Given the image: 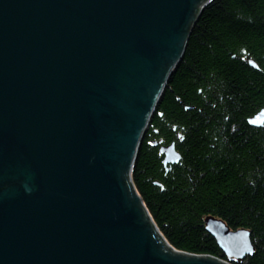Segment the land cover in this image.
Listing matches in <instances>:
<instances>
[{"label": "water", "instance_id": "obj_1", "mask_svg": "<svg viewBox=\"0 0 264 264\" xmlns=\"http://www.w3.org/2000/svg\"><path fill=\"white\" fill-rule=\"evenodd\" d=\"M207 1L0 0V264H228L169 248L129 176Z\"/></svg>", "mask_w": 264, "mask_h": 264}, {"label": "trees", "instance_id": "obj_2", "mask_svg": "<svg viewBox=\"0 0 264 264\" xmlns=\"http://www.w3.org/2000/svg\"><path fill=\"white\" fill-rule=\"evenodd\" d=\"M263 104L264 0H213L189 34L136 157L137 191L175 248L224 258L201 223L211 213L250 230L254 251L238 264H264V134L246 122ZM153 128L164 141L180 136V159L169 170L147 145Z\"/></svg>", "mask_w": 264, "mask_h": 264}, {"label": "bare ground", "instance_id": "obj_3", "mask_svg": "<svg viewBox=\"0 0 264 264\" xmlns=\"http://www.w3.org/2000/svg\"><path fill=\"white\" fill-rule=\"evenodd\" d=\"M212 1H213V0H208V1L203 5V7H202L201 10H200L201 12H200V14H199L198 19L202 16L205 7H206L208 4H210ZM195 23H196V22H195ZM195 23H194L193 25H195ZM192 28H193V26L191 27V29H190V31H189V34H190ZM189 34H188V37H189ZM188 37H187V40H188ZM187 40H186V43H187ZM186 43H185V46H186ZM184 50H185V47H184V49H183V51H182V53H181V57L177 59V61L175 62L174 66H173V68H172V70H171V72L169 73V75H168V77H167V79H166V83H165L164 86H163L162 91L160 92V94H159V95L157 96V98H156V101H155V103H154V108H153L152 112H151V113L149 114V116H148V119H147V121H146V123H145V126H144V128H143V130H142V132H141V135H140L139 139H138V144H136V146H135L136 153L134 152L135 154H133V158H132V163H131V167H130V171H129L130 181H131V184H132L134 190L136 191L138 197L140 198L141 202L143 203L144 207L146 208V210H147V207L145 206L144 202L142 201V198L140 197V194H139L138 191H137V187L135 186L134 179H133V177L135 176V175H134V174H135L134 172H135V169H136V157H137V155H138V152H139V149H140V146H141V143H142V139H143L145 133H146L147 130H148V126H149V124H150V120H151V118H152V116H153V113H154L156 107H157V104H158V102H159V100H160V98H161V96H162V94H163V92H164V89H165V87H166V85H167V83H168V80H169L171 74L175 71V69H176L178 63L180 62V60H181V58H182V55H183V53H184ZM246 61L249 63V65H251V66H253V67H257L255 61H254L251 57L246 58ZM185 108L189 109V106H188V105H185ZM259 112L264 116V104H263L259 109H257V110L255 111V113H253L252 115L248 116L247 119H246V122H247L248 124H250V122H252L251 118H254V115H255L256 113H259ZM259 126H260V127H263L262 124H260ZM153 129H154V130H152L151 132L154 134V136L152 137V139H150V138L147 139V141H146V142H147V145L150 146V144L148 143V141L150 140V141H149V142L151 143V146H150V147L154 146L155 149L157 150V154H158V156H159V160H160L159 163H160V165L162 166L163 171H165V169H166V170H169V169L171 168L172 164L177 163L178 160L180 159V153H179V151H178L177 141H176V138H177V137L179 138L180 136H179V135L175 136V138H173V140H172V141L170 140L169 142H168V141H164L162 137L157 136V135H158V132L160 133L159 128H158V129H157V128H153ZM156 132H157V134H155ZM162 140L164 141V143H159V142L162 141ZM167 149H172V151H171V152H170V151H167ZM172 152H174V154H172ZM171 154H172V155H171ZM168 155H169V156H175V157H173L174 159L172 160V158L168 157ZM175 158H176V159H175ZM165 160H168V161L165 162ZM171 160H172V161H171ZM170 165H171V166H170ZM153 183L156 184V185H160L159 182L156 181V179L153 181ZM147 212H148V210H147ZM148 213H149V212H148ZM149 215H150V214H149ZM150 217H151V215H150ZM208 217H213V218H215V219H217V220H220V219H221V222L219 223L220 226L218 227V229H219L220 232H226V231H227L228 233H230V232L235 231V230H237V231H238V230H239V231L245 230V231L249 234V238H250V230H249L248 228H241V227H238V228H236V229H235V228H232V227L229 226V224H228L224 219L219 218V217H217V216H214V215H212L211 213H208V214H206L205 216H203V218L201 219V223H202V225H203L205 231L208 233V235L211 236V237L214 239L217 248H218V249L221 251V253L224 255V258H223V257H220V256L212 255V254H205V253H195V254L208 255V256L214 257V258H216V259H218V260H221V261H223V262H225V263H228V264H238L241 260L244 259V257H245L246 255H250L251 253H253V251H250V250H254V244L252 243V241H250V242H251L250 247H248V249L245 251V253H244L242 256H240V257H239V256H235V255L233 254L234 252H233L232 250L228 251L227 249H225V248L223 247L224 244L219 245V243L216 241L217 238H215V236H213V235L211 234L210 229L206 228V224L209 223ZM151 218H152V217H151ZM222 221H223V222H222ZM153 222H154V221H153ZM154 224L156 225V223H154ZM156 227H157V229L159 230L160 234L162 235L163 239L165 240V242H166V244L168 245L169 248H171V249H173V250L184 251V250H180V249H177V248H175L174 246H172V245L170 244V242L165 238V235H164L163 232L161 231V228L158 227L157 225H156ZM208 227H211V226H210V223H209ZM213 228H214V227H213ZM215 228H216V226H215ZM227 232H226V233H227ZM223 234H225V233H223ZM223 234H221V235H223ZM219 239H220V240H223V239H225V237H224L223 239H222V237L219 238ZM184 252H189V251H184ZM189 253H193V252H189Z\"/></svg>", "mask_w": 264, "mask_h": 264}, {"label": "rangeland", "instance_id": "obj_4", "mask_svg": "<svg viewBox=\"0 0 264 264\" xmlns=\"http://www.w3.org/2000/svg\"><path fill=\"white\" fill-rule=\"evenodd\" d=\"M197 20H198V19H197ZM196 22H197V21H196ZM193 26H194V25H193ZM260 115H261L260 112H259V113H256V114L254 115V118L257 119V120L255 121V120H253L254 118H251L252 122H250L249 125H251V126H253V127L261 128L262 131H263V134H264V117H263V118L261 119V121H260V120H258V118H260ZM258 122H259V123L261 122V124L263 125V127H260L259 124H258ZM241 228H243V227H241ZM250 241H251V238H250Z\"/></svg>", "mask_w": 264, "mask_h": 264}, {"label": "snow or ice", "instance_id": "obj_5", "mask_svg": "<svg viewBox=\"0 0 264 264\" xmlns=\"http://www.w3.org/2000/svg\"><path fill=\"white\" fill-rule=\"evenodd\" d=\"M250 251H254V250H250Z\"/></svg>", "mask_w": 264, "mask_h": 264}]
</instances>
